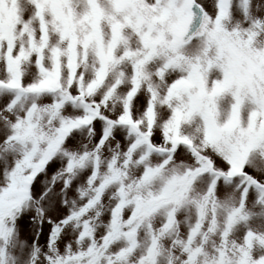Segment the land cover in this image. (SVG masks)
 Returning a JSON list of instances; mask_svg holds the SVG:
<instances>
[{"label": "snow or ice", "instance_id": "1", "mask_svg": "<svg viewBox=\"0 0 264 264\" xmlns=\"http://www.w3.org/2000/svg\"><path fill=\"white\" fill-rule=\"evenodd\" d=\"M0 264H264V0H0Z\"/></svg>", "mask_w": 264, "mask_h": 264}]
</instances>
